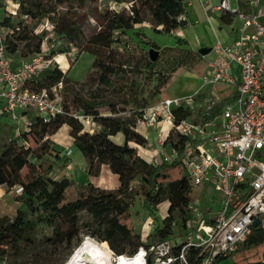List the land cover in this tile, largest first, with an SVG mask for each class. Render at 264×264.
<instances>
[{"label":"trees","instance_id":"trees-1","mask_svg":"<svg viewBox=\"0 0 264 264\" xmlns=\"http://www.w3.org/2000/svg\"><path fill=\"white\" fill-rule=\"evenodd\" d=\"M18 1L17 14L35 21L41 17L51 18L56 33L80 50L92 53L94 59L91 66L98 70L97 82L105 86H110L111 76L117 74L109 53L104 55L114 42V31L128 30L136 24L147 22L154 31L169 33L180 26L179 19L186 12L184 0H113L126 4V7L120 10L108 7L101 11L95 9L91 16L100 29L84 37L79 27L87 19L84 8L86 3L97 0ZM61 5H66L67 10L59 13L57 8ZM1 6L0 0V10ZM220 20L230 22V16L221 15ZM0 25L9 33L7 37L4 36L7 54L15 53L20 47H28L30 44L34 49L24 60L42 51L46 33H34L32 25L23 23V20L14 22L5 16L0 19ZM170 48L172 47L167 46V49ZM186 50L194 56L190 64L187 65L184 61L186 54H183V59L168 74L158 77L154 94L160 93L181 67L196 69L199 66L200 74L205 71L206 61L202 55L190 48ZM44 54L49 58L54 55L45 51ZM155 64L156 61L147 60L145 65L148 70H152ZM58 82L65 83V73L58 64H52L51 67L33 74L26 86L33 90L50 89ZM217 86L223 97L214 105L211 115L217 114L226 101L236 96L235 87L220 84ZM60 91L61 102L68 113L58 115L47 123L42 122L39 116L30 114L31 124L20 129L17 135L11 136L0 147V186L6 191L20 187L16 199L21 200L28 209H17L14 216H0V264H23L26 261L34 264H54L61 247L71 246L82 232L105 243L116 254L131 255L145 243L140 241L139 234L121 222V218L128 213L136 196L142 197V206L149 210H154L161 202L168 201L167 214L161 220L162 225L154 226L156 236L149 242L170 239L174 235L171 229L174 217H180V225L187 215L186 207L191 188L182 175L178 160L153 164L141 157L135 147L129 145V142H133L143 146L147 142L146 137L135 129L137 113L142 107L117 108L115 103L102 98L99 90L90 92L87 97H75L72 105L80 113H74L91 117L99 128L89 132L83 130L80 118L69 111L62 88ZM102 106L108 108V113L100 111ZM175 112L177 118L188 114L184 110ZM208 118L210 116L205 117ZM64 123L70 127L74 145L87 159L88 174L97 176L101 165L107 164L110 171L118 177L117 188L105 189L88 183L86 189L77 192L73 200H67L65 192L72 181L66 175L51 178L47 176V171L37 169L38 165L32 159L41 158L44 153L51 151L47 138ZM117 133L122 134V143L112 140L111 136ZM31 143H35L36 147H32ZM26 167L28 178L24 180L21 173L27 172ZM40 225L49 226L51 234L39 237ZM38 242L45 245L48 252L36 251ZM125 245L130 246L128 251ZM233 255L238 264H264V230L261 227L253 228ZM187 258L192 261L193 255L189 253Z\"/></svg>","mask_w":264,"mask_h":264},{"label":"built area","instance_id":"built-area-1","mask_svg":"<svg viewBox=\"0 0 264 264\" xmlns=\"http://www.w3.org/2000/svg\"><path fill=\"white\" fill-rule=\"evenodd\" d=\"M230 1L203 5L206 13L237 16L239 24L231 41L217 38L212 56L202 55L206 69L201 78L204 87L219 94L218 84L235 87L236 96L215 115L211 111L220 100L200 102L199 89L138 110L135 129L157 127L156 148L162 154L150 162L178 160L191 190L200 193L189 200L179 233L163 241H145L133 254H124L137 258L136 264H214L233 255L253 228L264 230V0H234L235 7ZM45 28L50 33L53 24ZM44 50L13 66L0 33V115L7 113L17 123L15 135L31 124L30 114L47 123L68 113L61 102V82L50 89L26 86L33 74L52 66ZM181 110L188 114L177 118L175 111ZM201 199L204 208L198 205Z\"/></svg>","mask_w":264,"mask_h":264},{"label":"rangeland","instance_id":"rangeland-1","mask_svg":"<svg viewBox=\"0 0 264 264\" xmlns=\"http://www.w3.org/2000/svg\"><path fill=\"white\" fill-rule=\"evenodd\" d=\"M191 1L192 4L186 7L188 24L184 27H180L178 30L181 31L182 34H177V31L169 33L154 31L147 22L136 24L133 28L128 30H117L113 32L114 42L111 48L104 53V55L109 53L111 61L115 63L114 65L117 69V74L111 76L112 81L110 86H105L97 82L96 77L98 70L91 66L94 59L92 53L80 50L78 46L74 45L68 39L61 37L54 29L52 32L48 33L45 26L47 24L48 26L54 24L51 18L41 17L37 19L36 22L35 20L17 14L18 0H1L2 9L0 10V19L5 16L10 17L14 22L23 20V23L33 26L34 33L42 35L46 33L42 47L45 49V53L54 54L52 56L53 65L58 64V67L65 73V83L61 82V87L64 100L70 107V112L80 113L72 105L73 98L78 96L87 97L90 92L95 90H99L102 94V98L108 100L110 103H115V107L120 109L124 107L127 109L145 107L164 97L182 96L190 94L197 89H199L198 96L200 102H209L210 99L221 100V94L214 88L210 86L204 87L200 74L201 67L199 66H197L196 69L179 68L163 87L161 92L154 94L155 85L158 83V77L164 74L166 75V73L168 74L172 67L176 66L177 63L183 59V54H186V56H184V61H186L187 65L190 64L194 56L186 52L187 48H194L196 46V52H198L197 49L202 46L212 47L216 37L224 41L226 39L224 37L225 33L229 34L231 27H235L239 24L237 16H232L230 22H222L217 14L211 12H209V17H207L203 9L204 3L212 6L218 4L220 0ZM230 3L232 7L236 6L234 0H231ZM107 7L109 9L120 10L126 7V4L117 3L113 0H97L96 2L86 3L84 13L87 14V19L84 21L83 25H78L82 30V36L85 37L100 29V26L91 15L95 9L101 11ZM66 10V5H61L57 8L59 13ZM54 19L57 20V18ZM6 31L7 29L0 25V33L7 37L9 33ZM183 39L185 42H183ZM167 46H171L172 48L167 49ZM150 48L158 51V56L155 59L156 64L152 70H148L145 65L146 61L150 60ZM32 49H34V46L30 44L28 47H20L15 53H8L7 56L12 63L19 64L18 61L20 62V60L32 54ZM60 54L61 56L59 57ZM212 54L213 52L210 51L207 56H212ZM55 57L61 59V61L57 62ZM63 62L66 63L65 66L62 65ZM19 111L20 110H18L17 113L21 114ZM100 111L102 113H108V108L102 106ZM28 114L30 113L28 112ZM7 115V113L0 115V147L8 142L11 136L15 135L16 127H18L17 123L15 125L10 117L7 118ZM80 120L83 124V130L93 132L99 129L95 122L92 121L91 117L80 118ZM137 128L139 129L138 133L145 136L147 139L145 145H139L141 151L156 149L157 127L145 128L143 126H138ZM72 139L70 127L64 123L47 138L51 151L44 153L41 158L32 159L34 164L36 166L38 165L37 169L39 171H47V176L59 178L62 175H66L72 181V184L65 192L67 200H73L77 196V192L85 190L86 185L92 183L87 181L90 177L96 182V179L88 174L85 163L83 162L86 158L78 151ZM112 140L116 143H122L121 133L113 135ZM129 145H134V143L129 142ZM31 146L36 147V144L31 143ZM67 150L71 152L67 153ZM27 174L28 168L27 172L21 173L24 180H27ZM101 177H103L101 180L105 184H113L109 174H103ZM115 179L118 181L117 175ZM93 184L97 186L95 183ZM19 190L20 187H14L6 191L5 188L0 186V216H14L17 209L28 210L21 200L16 199ZM199 193L200 191H198L197 188L192 189L189 193L190 200L194 201V197ZM213 194L217 195L216 192ZM201 200V202H198V205L200 208H204L205 199ZM141 201V196L135 197L128 213L121 218V222L131 228L134 233L139 234L140 241L145 242L150 241L156 236V231L153 230V228L155 225H162L161 220L167 214L168 205L166 201H163L158 204L154 210H149L142 206ZM179 218L180 217L175 216L174 220L171 222V229L174 234L179 233ZM151 232L152 234L149 235ZM50 234L51 228L49 226H39V237H46V235ZM86 238L104 244L111 251L113 260H115L116 255H119L105 243L88 233L82 232L78 240L72 242L71 246L63 245V247H61L60 252L56 255V259H54V264H68L67 259L74 248L86 240ZM47 249L48 248L42 243L37 244L36 251L46 253L48 252ZM125 249L128 251L130 246L125 245ZM23 264L34 263L26 261ZM175 264H181V262ZM214 264L238 263L234 255H229L218 259Z\"/></svg>","mask_w":264,"mask_h":264},{"label":"bare ground","instance_id":"bare-ground-1","mask_svg":"<svg viewBox=\"0 0 264 264\" xmlns=\"http://www.w3.org/2000/svg\"><path fill=\"white\" fill-rule=\"evenodd\" d=\"M67 261L68 264H136L137 258L122 254L113 260L111 251L104 244L86 238L74 248Z\"/></svg>","mask_w":264,"mask_h":264},{"label":"crops","instance_id":"crops-1","mask_svg":"<svg viewBox=\"0 0 264 264\" xmlns=\"http://www.w3.org/2000/svg\"><path fill=\"white\" fill-rule=\"evenodd\" d=\"M192 4V1L191 0H184V6H185V10H186V12H187V9H186V7L187 6H189V5H191ZM185 12V14L184 15H182L181 17H180V19L181 18H183V19H185V21H186V24L185 25H180L179 27H177L176 29H174L173 31H177V34H182V32L181 31H178L179 30V28L180 27H184V26H186L187 24H188V15H187V13ZM206 13V12H205ZM211 13H214V14H217V16L220 18V16L221 15H228V14H225V13H223V12H221V11H213V12H211ZM207 14V17H209V13H206ZM230 16V21L232 20V17H231V15H229ZM236 27H237V25L235 26V27H231V30L229 31V34H226L225 33V35H224V37L226 38L224 41H227V42H229V41H231L233 38H234V36H235V34H236ZM216 35V34H215ZM182 37V36H181ZM216 39H217V37H216ZM190 49H192V50H195L196 51V46L194 47V48H190ZM198 50V49H197ZM61 56V54L59 55V57ZM55 60H57V62H60L61 61V59H57V57H55ZM59 60V61H58ZM22 61H24V59H22V60H20V62L18 61V63H21ZM12 65L13 66H16V65H18L17 63L16 64H14V63H12ZM63 66H65L66 65V63H64L63 62V64H62ZM19 112H21V111H19ZM7 118H9V116L7 115ZM12 123V122H11ZM136 130L137 131H139V129L138 128H136ZM122 135V134H121ZM111 138H112V136H111ZM122 141H123V137H122ZM131 146H133V147H135L136 148V150H137V153L141 156V157H143V158H145L147 161H151L152 159H153V157H155V158H160V156H161V154L162 153H160L158 150H157V148L156 149H154V150H144L143 152L141 151V148H140V146L139 145H136V144H134V145H131ZM84 163H85V167H86V170H87V159H85V161H83ZM107 175V174H109V177L112 179V181H113V184L112 185H107V184H105L104 182H102V180H101V178H103V177H101L102 175ZM93 178H95L96 179V182H94L93 181V179L90 177L87 181L88 182H92V183H95L98 187H101V188H105V189H113V188H117L118 187V184H119V181H117L115 178H116V174H114V173H112L111 171H110V169H109V167H108V165L107 164H102L101 165V167H100V172H99V174H98V176H93ZM118 178V177H117ZM167 202V205L169 204L168 203V201H166ZM168 208V207H167Z\"/></svg>","mask_w":264,"mask_h":264},{"label":"water","instance_id":"water-1","mask_svg":"<svg viewBox=\"0 0 264 264\" xmlns=\"http://www.w3.org/2000/svg\"><path fill=\"white\" fill-rule=\"evenodd\" d=\"M179 22H180V25H185L186 24V21L183 18L179 19ZM197 51L201 55H206V54H208L211 51V47L202 46ZM157 56H158V51L155 50V49H153V48H150L149 49V58H150V60L151 61H155V59L157 58ZM258 224H259V219H255L253 221V225L254 226H257Z\"/></svg>","mask_w":264,"mask_h":264}]
</instances>
